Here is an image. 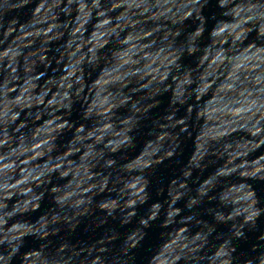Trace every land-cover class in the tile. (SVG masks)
Returning <instances> with one entry per match:
<instances>
[{
	"label": "clouds",
	"instance_id": "clouds-1",
	"mask_svg": "<svg viewBox=\"0 0 264 264\" xmlns=\"http://www.w3.org/2000/svg\"><path fill=\"white\" fill-rule=\"evenodd\" d=\"M0 264H264V0H0Z\"/></svg>",
	"mask_w": 264,
	"mask_h": 264
}]
</instances>
